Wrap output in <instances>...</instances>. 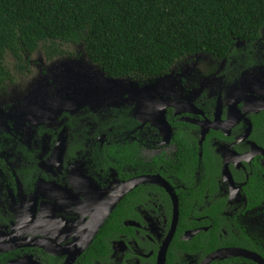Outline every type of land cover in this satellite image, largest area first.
<instances>
[{
    "label": "flooded vegetation",
    "instance_id": "1",
    "mask_svg": "<svg viewBox=\"0 0 264 264\" xmlns=\"http://www.w3.org/2000/svg\"><path fill=\"white\" fill-rule=\"evenodd\" d=\"M261 30L223 57L205 53L217 65L196 93L151 90L137 113L133 100L65 112L28 145L0 128V264H259L243 251L264 260L252 246L264 237ZM137 179L115 205L120 228L92 246L115 207L89 241L94 223ZM197 236L190 250L175 245ZM227 249L239 252L208 260Z\"/></svg>",
    "mask_w": 264,
    "mask_h": 264
},
{
    "label": "trees",
    "instance_id": "2",
    "mask_svg": "<svg viewBox=\"0 0 264 264\" xmlns=\"http://www.w3.org/2000/svg\"><path fill=\"white\" fill-rule=\"evenodd\" d=\"M263 26L264 0H0V88L29 71L38 49L53 58L65 46L82 45L107 77L152 78L188 55L232 53L236 40L251 44ZM121 217L118 205L92 246L112 236ZM195 239L176 238L175 245L190 250ZM254 240L263 243L252 246L264 257V237Z\"/></svg>",
    "mask_w": 264,
    "mask_h": 264
},
{
    "label": "rangeland",
    "instance_id": "3",
    "mask_svg": "<svg viewBox=\"0 0 264 264\" xmlns=\"http://www.w3.org/2000/svg\"><path fill=\"white\" fill-rule=\"evenodd\" d=\"M64 48L67 50L63 55L53 58L46 57L42 49L36 50L30 57L29 71L16 73L15 81L0 89V128L23 136L27 145L35 140L32 130L61 125L65 112L84 108L98 111L133 100L138 103L137 113L141 109L138 106L149 104L150 93L146 92L151 90L164 92L175 86L196 93L208 68L217 65L212 56L197 53L178 60L164 76L110 78L88 60L82 45ZM9 67L12 69V64Z\"/></svg>",
    "mask_w": 264,
    "mask_h": 264
},
{
    "label": "water",
    "instance_id": "4",
    "mask_svg": "<svg viewBox=\"0 0 264 264\" xmlns=\"http://www.w3.org/2000/svg\"><path fill=\"white\" fill-rule=\"evenodd\" d=\"M140 180L141 179H137V180H131L129 182H126V187L124 189H121L120 192L117 193V195L111 199L108 207L105 209L103 214L98 218V220L94 223L93 228H92L93 233L90 235L89 241L92 239V236L96 233L97 229L101 226V224L103 223L105 218L108 216L110 211L115 207L116 203L119 201L121 196H123V194L127 192L128 190H130L133 186H136L140 182ZM223 252H225V254H233V253L238 254L239 251H235L232 249L217 251V253L210 255L208 257V260L213 258L214 256L221 255ZM242 253L249 256L250 258L258 262L259 264H264V260L258 254L254 252H246V251H243Z\"/></svg>",
    "mask_w": 264,
    "mask_h": 264
}]
</instances>
